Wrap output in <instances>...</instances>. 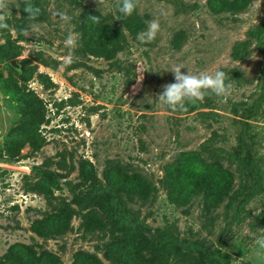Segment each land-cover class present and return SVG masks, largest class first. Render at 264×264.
Wrapping results in <instances>:
<instances>
[{
	"label": "rangeland",
	"instance_id": "1",
	"mask_svg": "<svg viewBox=\"0 0 264 264\" xmlns=\"http://www.w3.org/2000/svg\"><path fill=\"white\" fill-rule=\"evenodd\" d=\"M32 3L41 14L30 21L24 0H8L9 27L0 30V261L72 264L81 251L125 264L116 248L132 237L147 240L156 264H203L204 254L264 264V0L219 12L216 0H139L131 16L118 0ZM152 20L160 31L141 44ZM114 26L123 39L110 46ZM69 33L74 50L64 44ZM239 43L245 48L232 57ZM104 46L106 55L91 53ZM4 52H13L18 73ZM176 66L224 71L231 96L169 109L158 95L175 82ZM21 125L30 137L8 143ZM184 152L230 176L222 200L169 201L164 171ZM136 177L150 184L145 200L120 190Z\"/></svg>",
	"mask_w": 264,
	"mask_h": 264
},
{
	"label": "trees",
	"instance_id": "2",
	"mask_svg": "<svg viewBox=\"0 0 264 264\" xmlns=\"http://www.w3.org/2000/svg\"><path fill=\"white\" fill-rule=\"evenodd\" d=\"M219 3L217 8H213L214 11H235L243 9L251 0H216ZM25 17V11L22 12V18ZM19 23H22L21 17L16 21V27ZM264 27V23L261 28ZM115 30L113 34L107 37V44L112 46L116 45L121 39H123L122 32L118 26H114ZM260 28V29H261ZM19 31V27H17ZM259 29V31H260ZM255 33V32H254ZM245 48L243 43L235 45L230 55L237 57L241 50ZM108 49L106 46L97 50H91V53L98 55H106ZM8 61L12 59L13 52H4L2 54ZM31 129L25 125L18 126L17 130L9 132L8 143L14 140L15 137L29 138ZM15 133V134H14ZM18 145H21L20 143ZM15 147V153H17L19 147ZM11 146H8V150ZM7 149V146H6ZM196 154L191 152L179 153L171 163V165L164 171L163 179L166 185V196L169 201L176 206H186L194 198L201 194L204 196L211 195L205 203V207H208L209 200L215 198L218 201L222 200L230 191L231 178L225 173L223 169L217 164L207 163L202 158L194 156ZM14 157V156H13ZM121 191L129 190L133 194H136L141 200L148 198L150 193V184L146 182V179L142 177H136L134 181L129 182L128 186H122ZM209 197V196H208ZM213 201V200H212ZM214 203V202H212ZM216 203V202H215ZM92 215V214H91ZM89 216V213H88ZM70 217V213L67 214ZM55 221V226L60 224V217L52 215V219ZM59 221V222H56ZM97 221V220H96ZM68 224V219L65 220L63 226L58 228L56 232H62L65 230ZM94 227H98L97 223L93 224ZM54 226V227H55ZM85 226V224H84ZM86 231L91 228L84 227ZM147 240L139 238H128V240L121 246L116 248V255L114 256L120 262L125 264H156L151 257L146 254L151 251ZM203 264H228L222 260L219 256H210L204 254L202 256ZM0 264H5L0 261ZM72 264H102L96 256L88 252H77L72 260Z\"/></svg>",
	"mask_w": 264,
	"mask_h": 264
},
{
	"label": "clouds",
	"instance_id": "3",
	"mask_svg": "<svg viewBox=\"0 0 264 264\" xmlns=\"http://www.w3.org/2000/svg\"><path fill=\"white\" fill-rule=\"evenodd\" d=\"M104 0H99V5ZM139 0H118V10L125 16H131L136 11ZM8 8V0H0V30L9 27L7 23V16L5 14ZM23 10L28 14L27 18L35 20L41 14V9L32 3V0H24ZM61 19H70L65 14H60ZM93 23H99L100 17L90 15L89 17ZM160 31V24L157 20L148 22L147 30L138 33L137 40L141 44L151 43L155 40ZM35 32V30H33ZM65 47L74 50L77 47L76 38L72 33H69L64 41ZM73 59L71 56L66 63L71 64ZM184 66H176L170 71L174 73L175 82L164 85V91L158 95L159 100L169 109L183 110L187 103H195L202 101L206 95H214L216 97L227 98L230 97L233 90V84L229 81V77L222 70H216L214 74L201 72L199 74H192L188 69L187 73H183L181 69ZM260 248L264 249V236L257 240Z\"/></svg>",
	"mask_w": 264,
	"mask_h": 264
},
{
	"label": "water",
	"instance_id": "4",
	"mask_svg": "<svg viewBox=\"0 0 264 264\" xmlns=\"http://www.w3.org/2000/svg\"><path fill=\"white\" fill-rule=\"evenodd\" d=\"M8 64L10 65V67L14 70V72L18 73V71L21 68L20 63H18L14 58L10 59L8 61Z\"/></svg>",
	"mask_w": 264,
	"mask_h": 264
}]
</instances>
